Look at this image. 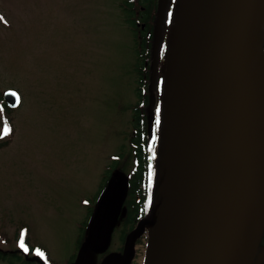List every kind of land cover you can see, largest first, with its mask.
<instances>
[{
	"label": "rangeland",
	"instance_id": "obj_1",
	"mask_svg": "<svg viewBox=\"0 0 264 264\" xmlns=\"http://www.w3.org/2000/svg\"><path fill=\"white\" fill-rule=\"evenodd\" d=\"M124 4V0H0V94L13 89L20 96L17 108L0 110L2 251L42 264H69L85 224L89 236L100 222L97 196L105 168L114 155L122 154L115 171L124 182L132 167L128 139L138 101L137 74L133 28ZM160 46L166 53L167 42ZM152 62L148 90L156 100L162 67L156 74ZM258 74L264 80L261 67ZM155 106L148 108L150 114ZM261 125L263 135L264 119ZM155 163L156 205L157 156ZM120 223L121 216L107 238L110 242L126 231ZM153 231L154 226L146 228L137 241L132 264H148ZM21 233L33 252L21 247ZM85 252L97 260L87 247ZM262 252V260L249 264H264ZM0 264L22 263L14 259Z\"/></svg>",
	"mask_w": 264,
	"mask_h": 264
},
{
	"label": "water",
	"instance_id": "obj_2",
	"mask_svg": "<svg viewBox=\"0 0 264 264\" xmlns=\"http://www.w3.org/2000/svg\"><path fill=\"white\" fill-rule=\"evenodd\" d=\"M263 18L264 0H176L155 215L126 238L131 243L161 219L148 264H242L261 225L264 80L257 54ZM17 97L13 90L3 95L9 107L19 104ZM120 197L121 182L111 178L99 201V242Z\"/></svg>",
	"mask_w": 264,
	"mask_h": 264
},
{
	"label": "trees",
	"instance_id": "obj_3",
	"mask_svg": "<svg viewBox=\"0 0 264 264\" xmlns=\"http://www.w3.org/2000/svg\"><path fill=\"white\" fill-rule=\"evenodd\" d=\"M127 5V1L125 4ZM129 21L128 17L126 18ZM133 25V24H132ZM263 37H264V24H263ZM262 53H264V38L261 44ZM262 60L261 53L259 54ZM136 69V94L138 96V101L133 108L132 123H133V134L129 137L130 145V156L128 159L133 160L132 169L127 172L128 176V187L123 200V204L126 206V213L123 215V224L129 229L134 225V223L142 217H151L153 215V208L151 207L152 196L151 187L154 178V166L156 157V136H157V121L158 110L156 114H147L148 106V74L147 71L144 72V64L139 62L136 58L135 61ZM1 99V98H0ZM4 111H9L8 107L2 102ZM3 144H0V146ZM122 154L118 156V159H112L111 164L107 166L104 170L103 181L104 185L99 192L97 199H99L100 194L105 186L107 179L111 176L112 171L117 169L120 165L119 159ZM151 158V161L149 160ZM151 162L153 164H151ZM92 211H90V214ZM88 215L87 220L91 218ZM87 223L85 224V226ZM84 226V228H85ZM84 228L82 229L81 235L77 241V248L80 247L83 236L85 235ZM124 234L122 235V237ZM27 245V242H24ZM258 247L255 248L258 251L261 250L260 247L263 246V239L258 241ZM28 251L32 252L33 248L27 245ZM254 244L251 246L249 253L246 256V263L252 261L255 258V249H253ZM41 249V248H40ZM43 250V249H41ZM14 259L20 261L22 264H41L38 260H27L20 257L18 253H8L6 251L0 250V260L11 263ZM22 261H21V260Z\"/></svg>",
	"mask_w": 264,
	"mask_h": 264
},
{
	"label": "flooded vegetation",
	"instance_id": "obj_4",
	"mask_svg": "<svg viewBox=\"0 0 264 264\" xmlns=\"http://www.w3.org/2000/svg\"><path fill=\"white\" fill-rule=\"evenodd\" d=\"M124 1H127V5H122V8L125 9L126 14L129 16V22L133 24V45L135 46L136 54L135 61L137 58L139 62L144 64V72L147 71L149 85L151 79L150 70L152 61L155 63L152 71L156 74L160 73V67L163 60V55L161 54L163 51H161L160 44L161 42L165 41L167 37L169 18L171 15L170 12L172 8L171 3L173 0ZM157 26H159L158 38L157 42L155 43L154 30ZM155 46L158 52L157 54H154ZM148 85L147 89H149ZM116 228L117 226L115 229ZM132 228H128L126 232L125 229H122L123 231L121 230L122 232L120 233L119 237L117 238L118 241L116 242H110V240H108V242L104 244V241L102 243H96L94 245L95 248L103 249L105 252L97 256L95 264H132V261L134 260V246L137 239L139 238L138 236H135L132 238L131 243L127 244L125 235H127L132 230ZM111 229L112 228H109L108 230ZM123 234L124 237H122ZM110 243L112 248H109ZM81 260L83 264L92 263L84 256L81 257Z\"/></svg>",
	"mask_w": 264,
	"mask_h": 264
},
{
	"label": "bare ground",
	"instance_id": "obj_5",
	"mask_svg": "<svg viewBox=\"0 0 264 264\" xmlns=\"http://www.w3.org/2000/svg\"><path fill=\"white\" fill-rule=\"evenodd\" d=\"M160 223H161V219L159 218L158 221L154 225V236H155V238H157V236H158Z\"/></svg>",
	"mask_w": 264,
	"mask_h": 264
},
{
	"label": "snow or ice",
	"instance_id": "obj_6",
	"mask_svg": "<svg viewBox=\"0 0 264 264\" xmlns=\"http://www.w3.org/2000/svg\"><path fill=\"white\" fill-rule=\"evenodd\" d=\"M13 95H16L15 93H13ZM17 100H19V97H17ZM159 121H157V123H158ZM24 245H23V242L21 243V247H23ZM26 251H27V249H25ZM38 254H40V255H43L42 253H38Z\"/></svg>",
	"mask_w": 264,
	"mask_h": 264
}]
</instances>
